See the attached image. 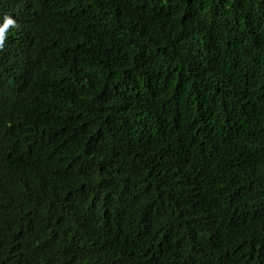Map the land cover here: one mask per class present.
Returning <instances> with one entry per match:
<instances>
[{"label":"trees","instance_id":"obj_1","mask_svg":"<svg viewBox=\"0 0 264 264\" xmlns=\"http://www.w3.org/2000/svg\"><path fill=\"white\" fill-rule=\"evenodd\" d=\"M0 264H264V0H0Z\"/></svg>","mask_w":264,"mask_h":264},{"label":"clouds","instance_id":"obj_2","mask_svg":"<svg viewBox=\"0 0 264 264\" xmlns=\"http://www.w3.org/2000/svg\"><path fill=\"white\" fill-rule=\"evenodd\" d=\"M18 27L17 21L11 16L5 15L0 22V50L3 49L8 37L9 29Z\"/></svg>","mask_w":264,"mask_h":264}]
</instances>
